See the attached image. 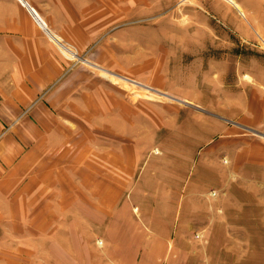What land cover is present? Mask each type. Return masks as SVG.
Masks as SVG:
<instances>
[{
    "label": "rangeland",
    "instance_id": "obj_1",
    "mask_svg": "<svg viewBox=\"0 0 264 264\" xmlns=\"http://www.w3.org/2000/svg\"><path fill=\"white\" fill-rule=\"evenodd\" d=\"M119 4L120 8L106 10V24L88 26L91 44L85 54L77 56L66 37L61 41L77 53L76 58L55 43L75 69L53 101L39 97L24 104L10 82L11 70L0 82V264H113L111 255L121 264H264V186L246 180L239 168L240 148H207L208 133L187 165L181 166L185 185L178 186V200L137 204L130 195L113 207V215L83 216L100 206L77 193L99 186L83 185L78 178L70 183L69 177L77 176L73 165L79 175L91 172L78 157L89 145L84 132L92 130L84 120L89 110L84 96L95 91L108 93L113 102L132 103L140 114L153 115L155 135L140 137L152 155L163 153L164 115L170 118L165 128L174 133L186 134L184 130L193 129L191 124L214 121L240 139L250 138L254 147L264 144L263 136L244 126L242 108L244 87H258L246 70L264 64V52L245 39L247 22L235 0ZM93 13L98 12L92 9ZM56 20L55 27L72 28ZM69 35L80 39L78 32ZM91 134L97 144L104 140ZM172 139L177 142L169 150L176 154L183 137ZM205 156L213 161L204 162ZM52 168L55 183L43 184L41 191L36 179L49 180ZM156 174L162 177L166 171L159 168ZM209 175L217 179L211 181ZM250 179L255 180L252 173ZM124 189L130 191L128 186ZM198 190L202 192L194 195ZM213 192L216 196H211ZM201 212L206 215L203 220L197 216Z\"/></svg>",
    "mask_w": 264,
    "mask_h": 264
},
{
    "label": "crops",
    "instance_id": "obj_2",
    "mask_svg": "<svg viewBox=\"0 0 264 264\" xmlns=\"http://www.w3.org/2000/svg\"><path fill=\"white\" fill-rule=\"evenodd\" d=\"M121 1L0 0V82L7 80L4 74L11 70L10 72L14 75L10 82L13 84L16 94L24 97V104L32 103L39 97L44 98L45 101H53L57 91L62 87L60 85L66 83V76L75 69L62 58L56 44L65 54L72 52L61 41L66 37L67 43L76 49L77 56L85 54L91 44L88 26L102 24V22L106 24V10L119 7ZM235 1L241 7L247 22V25L243 26L245 39L248 42H254L252 44L259 51L264 52V47L260 44L261 42L264 46V0ZM92 9L98 13L91 15ZM56 18L60 19L59 24L72 25V28L62 30L55 27L54 25L58 23ZM231 20L232 18H230V22ZM62 32H64L63 35ZM69 32H78L80 39L75 41L70 37ZM256 41L259 45L255 44ZM62 46L66 47L69 52ZM68 55L70 58L77 57L74 52ZM246 71L253 73L257 80L255 85L258 87L257 90L254 88L252 90L250 85L244 87L242 95L243 124L249 130L255 129L258 130L256 132L264 134V64L253 66V68L250 66ZM246 89L248 92L245 91ZM84 99L86 103H89V110L85 114L84 120L91 123V133H98L104 140L97 144L93 139L94 134L92 136L90 132H84L85 142H88L87 138L90 137L89 145H84L82 150L80 149L82 155L78 157V160L84 169L89 168L91 172L88 175L86 172L79 175L77 168L74 165L71 166L74 172L77 171V176L69 177L70 183H75V178H78L83 185L99 186L98 190L96 186L93 191L77 193L82 195L84 201L98 202L97 206H100V208L86 210L83 216L113 215V207L119 202L130 199V195L137 204L138 201L148 204V201H158V199H166L169 202L178 200V186L184 183L180 178L181 166L187 165L190 154L200 148L202 141L199 140L202 139L204 133L205 135L208 133V142L211 141L207 148L214 151H234L233 148L236 146L240 148L239 154H241L243 165L239 168L245 172L246 180L248 182L258 180L264 186V144H261L263 142H258L259 146L254 147L249 143L250 138L240 139L239 134H236L234 130L219 126L220 124L218 123V125L214 121L209 122L212 126L203 122L191 124L193 129L184 130L186 134L174 133L165 128L170 118L164 115L161 118L164 122L162 129L166 131L165 139L161 145L163 153L160 152L161 155L158 153L159 156L152 155L150 147L144 145L145 140H140V137L147 138L155 135L156 123L153 115L138 113L132 103L128 101L113 102L109 94L103 91H95L89 96H84ZM102 101L109 105L108 108L111 111L105 109ZM97 104L100 109L96 107ZM178 137L181 139L183 137V144H179L182 149L174 154L169 148L175 146L171 144L172 142H177L172 138ZM69 143L71 144L70 140ZM143 153L146 155L142 156ZM167 154L168 157H166ZM209 159L213 161L211 156H205L204 162ZM159 168L166 171L162 177L156 174ZM203 169L206 171L207 167L204 165ZM250 173L254 175L255 180L250 179ZM53 176L52 168L49 180L43 182V180L36 179V184L40 186L41 191L43 184L55 183ZM209 176L211 181L217 179ZM131 185L134 187H130ZM124 186H128L130 191H125ZM200 192L202 191L198 190L194 195ZM176 194L178 195L175 197ZM138 209L142 214H145L146 211L142 212L140 207ZM154 210V213L158 215L159 210ZM186 216H188L187 212ZM197 216L203 220L206 215L201 212L197 213ZM150 226L155 227V224L151 222ZM213 226H218V223ZM110 258L113 264H121L116 255H111ZM123 264L126 263L123 262Z\"/></svg>",
    "mask_w": 264,
    "mask_h": 264
},
{
    "label": "water",
    "instance_id": "obj_3",
    "mask_svg": "<svg viewBox=\"0 0 264 264\" xmlns=\"http://www.w3.org/2000/svg\"><path fill=\"white\" fill-rule=\"evenodd\" d=\"M81 60H83V61L86 62V63H89L88 61L84 60L83 58H82ZM90 64H91V63H90ZM132 82H133V81H132ZM134 83H135V82H134ZM250 131H252V132H254V133H256V134L261 135V136L264 137V134H262V133H260V132H256V131H253V130H250Z\"/></svg>",
    "mask_w": 264,
    "mask_h": 264
},
{
    "label": "built area",
    "instance_id": "obj_4",
    "mask_svg": "<svg viewBox=\"0 0 264 264\" xmlns=\"http://www.w3.org/2000/svg\"><path fill=\"white\" fill-rule=\"evenodd\" d=\"M211 196H216V192L211 193Z\"/></svg>",
    "mask_w": 264,
    "mask_h": 264
},
{
    "label": "bare ground",
    "instance_id": "obj_5",
    "mask_svg": "<svg viewBox=\"0 0 264 264\" xmlns=\"http://www.w3.org/2000/svg\"><path fill=\"white\" fill-rule=\"evenodd\" d=\"M48 32V31H47ZM68 52H69V50H67ZM69 53H71L72 54V52H69ZM76 55V54H75Z\"/></svg>",
    "mask_w": 264,
    "mask_h": 264
}]
</instances>
